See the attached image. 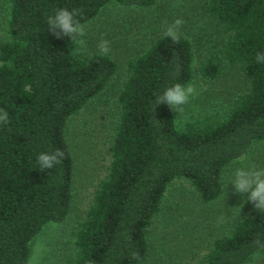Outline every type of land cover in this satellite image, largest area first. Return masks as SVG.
Returning <instances> with one entry per match:
<instances>
[{
	"label": "trees",
	"instance_id": "16d2710c",
	"mask_svg": "<svg viewBox=\"0 0 264 264\" xmlns=\"http://www.w3.org/2000/svg\"><path fill=\"white\" fill-rule=\"evenodd\" d=\"M148 6L154 0H6L0 38V264H28L30 242L50 222L65 218L71 203L72 155L64 136L70 115L98 94L117 66L111 57L79 51L78 42L57 38L47 17L56 9H79L81 23L108 2ZM207 12L228 32L221 55L241 66L246 90L221 118L203 116L178 129L172 110L157 98L173 83L187 84L191 45L165 35L129 58L117 91L119 116L109 146V166L73 233L64 264H135L148 252L147 227L169 183L186 179L198 199L221 193V172L250 143H264V0H206ZM218 55L198 72L212 79ZM155 105V107H154ZM154 107V109H153ZM153 109V110H152ZM154 117L156 120H154ZM60 149L56 168L39 170L41 152ZM264 244V213L235 217L212 241L200 264H244ZM138 252L141 261L132 258Z\"/></svg>",
	"mask_w": 264,
	"mask_h": 264
},
{
	"label": "rangeland",
	"instance_id": "374dc122",
	"mask_svg": "<svg viewBox=\"0 0 264 264\" xmlns=\"http://www.w3.org/2000/svg\"><path fill=\"white\" fill-rule=\"evenodd\" d=\"M6 0H0V38L4 35ZM184 21L180 34L188 39L193 69L187 84L195 87L183 111H172L175 125L209 116L225 115L236 95L245 91L246 77L237 63L228 62L221 50L227 30L206 9V0H154L152 5H128L108 2L90 20L84 22L86 46L98 52L101 40L109 42L106 54L117 66L105 87L69 116L64 136L72 155L71 203L65 218L43 225L30 242L28 264H64L73 251V233L83 220L94 189L109 166V146L119 116L117 91L126 77L129 58L149 42L164 35L175 19ZM99 53V52H98ZM221 63L212 79H204L198 69L211 55ZM179 121V124L177 123ZM243 165L264 167V143L252 142L221 172L222 189L209 202L198 199L184 178L173 179L166 188L160 209L147 227L148 252L142 264H200L212 241L227 233L235 217L264 213L254 208L245 196L234 192L229 179ZM141 264V262L135 263ZM244 264H264V244Z\"/></svg>",
	"mask_w": 264,
	"mask_h": 264
},
{
	"label": "clouds",
	"instance_id": "9594fccd",
	"mask_svg": "<svg viewBox=\"0 0 264 264\" xmlns=\"http://www.w3.org/2000/svg\"><path fill=\"white\" fill-rule=\"evenodd\" d=\"M81 12L79 9L59 8L56 9L53 15L47 17L48 30L57 38L68 37L70 40L78 42L79 51L86 52V36L85 25L81 23ZM184 21L180 18L175 19L165 29V37L169 38L173 43L180 42V29ZM99 54L106 55L109 49V42L101 40L97 46ZM257 63L264 64V52H257L255 56ZM195 94V87L192 84L173 83L171 86L164 89L163 93L157 98L155 105L166 104L175 113L183 111V106L187 104ZM154 105V107H155ZM153 107V109H154ZM152 109V110H153ZM156 120L154 117H152ZM157 121V120H156ZM158 122V121H157ZM0 123H9L8 112L0 108ZM179 124V121H177ZM65 157V152L56 149L52 152H41L37 156L39 170L56 168L61 164ZM240 167L235 168L233 175L229 179L225 189L230 184L235 193L245 196L246 199L252 202L255 209L264 212V167L246 166L243 165V158L240 161ZM132 258L141 261L138 252L132 253ZM142 264V261H141Z\"/></svg>",
	"mask_w": 264,
	"mask_h": 264
}]
</instances>
